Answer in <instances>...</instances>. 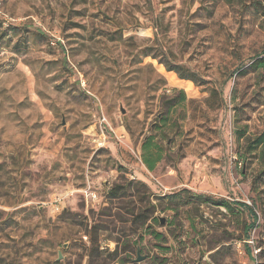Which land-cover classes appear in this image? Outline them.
<instances>
[{
    "label": "rangeland",
    "instance_id": "obj_1",
    "mask_svg": "<svg viewBox=\"0 0 264 264\" xmlns=\"http://www.w3.org/2000/svg\"><path fill=\"white\" fill-rule=\"evenodd\" d=\"M263 51L264 0H0V264H264Z\"/></svg>",
    "mask_w": 264,
    "mask_h": 264
},
{
    "label": "trees",
    "instance_id": "obj_2",
    "mask_svg": "<svg viewBox=\"0 0 264 264\" xmlns=\"http://www.w3.org/2000/svg\"><path fill=\"white\" fill-rule=\"evenodd\" d=\"M249 69H251L253 71H264V51L261 54H259V55H257L256 57L253 58ZM181 94L184 95V93H181ZM261 145L264 146V135L256 140V142H255V146L256 147H254V148H258ZM147 146H150V145L148 144ZM147 149L149 150V147L148 148L146 147V149H144V150L148 151ZM146 164H147V166H148V168L150 170L154 169V164L153 163L146 162ZM192 197L195 198V199L201 200V201L212 202V203H214V204H216L218 206H224V207H227V208H230L231 204H232V203H229L226 200H215L212 197L207 196V195H196V194H193ZM233 204L236 205V206L242 207V208L246 209L249 212V214L253 218V223L251 225V229H255V228L261 226L259 224V216H258L257 212L255 211V209L253 207H250V206H248L245 203H239V202H236V203H233ZM262 227L264 228V222H263Z\"/></svg>",
    "mask_w": 264,
    "mask_h": 264
},
{
    "label": "water",
    "instance_id": "obj_3",
    "mask_svg": "<svg viewBox=\"0 0 264 264\" xmlns=\"http://www.w3.org/2000/svg\"><path fill=\"white\" fill-rule=\"evenodd\" d=\"M161 223L164 224V221L162 220ZM60 259H61V255H60ZM143 260H144V258L141 257V256H140V253L138 252V259H137L136 262H141V261H143Z\"/></svg>",
    "mask_w": 264,
    "mask_h": 264
}]
</instances>
